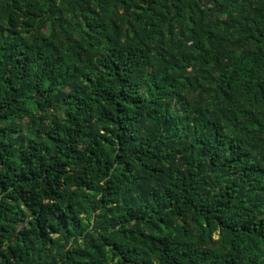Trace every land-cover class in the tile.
I'll return each mask as SVG.
<instances>
[{"label":"trees","instance_id":"16d2710c","mask_svg":"<svg viewBox=\"0 0 264 264\" xmlns=\"http://www.w3.org/2000/svg\"><path fill=\"white\" fill-rule=\"evenodd\" d=\"M0 264H264V0H0Z\"/></svg>","mask_w":264,"mask_h":264}]
</instances>
